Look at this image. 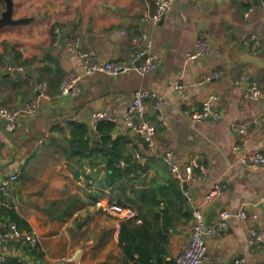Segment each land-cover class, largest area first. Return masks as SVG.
<instances>
[{
    "label": "crops",
    "instance_id": "crops-1",
    "mask_svg": "<svg viewBox=\"0 0 264 264\" xmlns=\"http://www.w3.org/2000/svg\"><path fill=\"white\" fill-rule=\"evenodd\" d=\"M3 9L5 1L0 0V15ZM156 9V0H15V17L37 19L0 30V67L12 50H18L16 63L22 67L0 71V105L24 104L44 82L49 97L35 116L23 114L13 130L0 117V180L23 170L10 183L3 205L39 235L45 261L34 262L23 248L32 244L20 239L0 247L6 258L22 257L31 264H134L125 261L119 241L128 218L98 207L102 199L133 203L138 213L134 221L152 223L157 235L150 233L151 241L166 249L165 263L174 264L194 227L192 205L202 209L207 227L230 210L233 215L223 226L206 234L208 264H264V243L251 241L253 227L264 229V166L241 160L246 152L264 151V95L249 97L254 82L264 91V0H175L160 21L145 20ZM57 26L63 33L60 42L55 40ZM143 33L158 54L155 70L96 71L81 79L77 94L60 93L66 74L84 69L83 58L68 47L70 40L80 36L81 47L105 62L128 58ZM254 35L260 46H255ZM200 40L209 43L208 52L188 60L187 53ZM249 54L262 62L248 60ZM211 70L221 76L198 84ZM177 82L185 87L178 89ZM139 88L164 97L160 110L148 101L146 116L158 133L155 150L124 118ZM213 94L221 99L211 104L212 117L195 121L193 114ZM98 110L117 119L111 138L122 154L115 165L127 170L122 176H113L109 168L107 150L114 152L115 146L101 151L100 133L91 123ZM169 151L182 166L197 161L207 167L200 179L189 183L192 203L175 192L172 184L179 180L164 158ZM218 182L222 194L207 201L206 193ZM179 186L185 195L184 182ZM140 195L161 199V211ZM69 197L76 203L66 207ZM245 207L258 217L242 218L238 211Z\"/></svg>",
    "mask_w": 264,
    "mask_h": 264
},
{
    "label": "built area",
    "instance_id": "built-area-1",
    "mask_svg": "<svg viewBox=\"0 0 264 264\" xmlns=\"http://www.w3.org/2000/svg\"><path fill=\"white\" fill-rule=\"evenodd\" d=\"M175 0H156L157 9L151 14L145 16V20L157 23L165 14L170 12L173 8ZM63 37L62 30L59 26L55 28V40L60 42ZM255 46L261 44L260 39L253 36ZM68 47L73 52L79 54L83 58V72L70 71L66 74L63 83L61 84L60 93L62 95L77 94L79 92V84L81 79L86 74H92L96 71H106L112 74H119L132 69H136L141 73H146L155 70L158 67V54L152 48V43L146 33L140 37L138 47L126 59L109 60L100 62L95 60L91 54L81 47V37L72 39L68 42ZM209 43L206 40H200L194 50L187 53L188 60H196L208 52ZM19 67L16 63L15 51L12 50L5 57L4 67H0V71L5 69L7 71L17 70ZM221 76L219 70H211L204 73L198 80V84L217 79ZM246 75L242 77V80ZM178 89H183V83H176ZM264 95L263 89L257 82L252 83L249 88V97L251 99H258ZM49 97V85L47 82L42 83L39 92L25 101L24 104L2 106L0 105V117L6 121V126L9 130H13L18 119L23 115L35 116L41 107L42 100ZM163 95L150 89L139 88L133 93L132 101L125 113V120L130 130L138 133L148 147L155 150L158 144L157 127L146 116L148 111V101L152 100L157 110L161 109L163 104ZM221 99L219 94H213L204 101V108L193 114L195 121L206 118L211 111V104ZM109 120L116 121L117 119L109 115L106 111L98 110L92 115V126L98 130L100 121ZM137 157H140L137 153ZM174 176L179 182H193L202 177V174L207 171V167L197 161H193L185 166L179 164L173 156L172 152H166L164 156ZM241 160L246 165L261 167L264 166V151L252 150L242 155ZM122 161V165H124ZM23 170L18 168L9 177L0 180V205L4 203L3 196L7 193L9 185L16 180ZM222 183L218 182L206 193L205 198L211 201L219 197L223 192ZM185 196L189 203L193 202L192 193L186 189ZM264 202V195L262 196ZM97 206L104 211L117 215L123 218L138 219V213L133 203H122L119 200L106 201L98 200ZM192 213L194 217V227L192 229L190 240L186 245L184 251L177 256L176 264H208L210 262L209 244L206 239V234L214 232L217 228L223 226L224 220L229 218L233 213L230 210H224L221 219L212 226L207 227L205 224V216L202 209L198 205H192ZM238 214L244 219L255 220L258 217L257 213H249L247 207L240 209ZM9 239H20L30 242L33 246L40 242L39 235L34 230H24L20 228L16 221H2L0 220V247ZM251 241L255 245L264 243V229L253 227L251 229ZM6 259L5 255L0 252V264Z\"/></svg>",
    "mask_w": 264,
    "mask_h": 264
},
{
    "label": "trees",
    "instance_id": "trees-1",
    "mask_svg": "<svg viewBox=\"0 0 264 264\" xmlns=\"http://www.w3.org/2000/svg\"><path fill=\"white\" fill-rule=\"evenodd\" d=\"M260 46V45H259ZM15 51V57L18 56V50ZM18 65V64H17ZM86 126V125H81ZM115 124L113 121L109 120H103L100 121L98 124V132L100 133V143H101V151H106V149H109V146L111 147V144L115 146L114 152H107L110 154L111 163L109 168L113 170L112 175H120L122 176L124 173H126V169L124 167H119L118 165H115V162H119L120 157H122L120 149L116 150L117 141H113L111 138V132L114 129ZM85 131H87V127H85ZM124 140V139H123ZM125 139L123 143L126 141ZM122 143V144H123ZM120 145V141H119ZM116 150V151H115ZM178 181V180H177ZM176 181V182H177ZM179 182V181H178ZM180 183V182H179ZM179 183H173V187L175 189V192L177 196L181 200H186V196L184 195L183 190L179 186ZM140 199H142L144 202L151 201V204L154 206H158V209L161 208L160 200L157 197L149 199L145 195H140ZM76 201L69 197L65 204L66 207H71L74 205ZM125 203V202H122ZM166 208V205H165ZM161 211V209H160ZM157 214V213H156ZM159 216L156 215V217ZM0 220L2 221H16L18 226L22 229L31 230L32 228L30 225L12 208H9L5 205H0ZM152 236L157 235V231L152 230V223L145 219L142 223H137L134 221V219H125L122 222L120 233H119V241L120 244L124 250L125 253V261L128 263L130 261H133L134 264H174L173 261H168L165 263L164 261V254L166 252V249L163 247L161 248L158 242L151 241ZM25 251L30 254L34 260V262H43L45 261V253L41 248L40 244H37L35 246L33 245H27L25 244L23 246ZM2 264H31L27 259H24L22 257H7ZM71 264V263H68ZM176 264V263H175Z\"/></svg>",
    "mask_w": 264,
    "mask_h": 264
},
{
    "label": "water",
    "instance_id": "water-1",
    "mask_svg": "<svg viewBox=\"0 0 264 264\" xmlns=\"http://www.w3.org/2000/svg\"><path fill=\"white\" fill-rule=\"evenodd\" d=\"M5 1V9L1 11L0 15V30L3 29L6 26L9 25H29L31 22H33L35 19H37V16H21V17H15V0H4ZM248 60L253 61L255 63L262 62L261 59L256 56L249 54ZM252 80V78H250ZM209 118L212 117L210 114L208 116ZM189 186V182L184 181V189H187ZM264 207V202L261 205Z\"/></svg>",
    "mask_w": 264,
    "mask_h": 264
}]
</instances>
